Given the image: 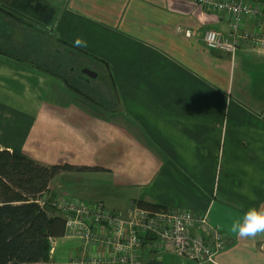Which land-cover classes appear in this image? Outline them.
<instances>
[{
  "label": "crops",
  "instance_id": "obj_1",
  "mask_svg": "<svg viewBox=\"0 0 264 264\" xmlns=\"http://www.w3.org/2000/svg\"><path fill=\"white\" fill-rule=\"evenodd\" d=\"M44 1L57 11L56 36L86 42L78 48L88 58L78 56L88 60L91 75L81 89L90 98L67 95L61 81L59 97L46 98L59 78L0 55V149L20 150L52 174L47 195L107 201L116 212L132 199L209 209L225 245L205 264H264V235L228 231L249 208H264V49L207 47L201 30L229 36V20L194 0ZM9 6L0 4L12 12ZM0 12V44L13 41L29 52L12 35L26 39L28 29ZM243 26L261 30L249 18ZM66 164L88 169H62ZM87 175L101 184L86 190ZM50 247L47 261L20 264H130L90 262L102 251L84 250L75 237H56ZM137 264L196 263L144 246Z\"/></svg>",
  "mask_w": 264,
  "mask_h": 264
},
{
  "label": "built area",
  "instance_id": "obj_2",
  "mask_svg": "<svg viewBox=\"0 0 264 264\" xmlns=\"http://www.w3.org/2000/svg\"><path fill=\"white\" fill-rule=\"evenodd\" d=\"M209 11L224 14L229 20V36L212 27L201 30L199 38L209 48L233 54L239 46L264 49V3L252 0H194ZM252 19L257 29H245L243 20ZM180 31V28H178ZM189 31L186 35H190ZM46 200L42 193L40 205ZM52 206L65 218L64 236L79 238L84 250L98 247L90 262H127L137 264L144 246L166 250L182 262H213L224 248L225 235L212 224L209 209L195 213L183 209H152L130 200L125 212L112 211L102 201L91 202L68 195L55 196ZM154 234L155 238L148 237Z\"/></svg>",
  "mask_w": 264,
  "mask_h": 264
},
{
  "label": "trees",
  "instance_id": "obj_3",
  "mask_svg": "<svg viewBox=\"0 0 264 264\" xmlns=\"http://www.w3.org/2000/svg\"><path fill=\"white\" fill-rule=\"evenodd\" d=\"M10 5L12 12L3 8L0 11L11 22L23 24L28 29L31 36L26 38L27 41L22 38L26 42V45L22 43V47L26 46L29 52L10 41L16 45L15 50L19 49V54L10 51V46L0 44V55L59 78L74 92L90 98L80 84L81 80L89 81L88 74L91 75L88 60L78 56L86 52L51 31L57 14L54 6L44 0H10ZM20 56L25 61L19 59ZM78 58L81 61H76ZM71 72L77 73V76L71 78ZM113 89L117 93L115 84ZM61 168L88 169L68 164ZM51 179L52 174L35 166L26 153L16 149H0V264L47 261L52 240L64 236L65 218L51 204L56 195L46 194ZM42 193H45L46 200L40 205L38 200ZM138 202L144 207L165 209L155 204Z\"/></svg>",
  "mask_w": 264,
  "mask_h": 264
},
{
  "label": "clouds",
  "instance_id": "obj_4",
  "mask_svg": "<svg viewBox=\"0 0 264 264\" xmlns=\"http://www.w3.org/2000/svg\"><path fill=\"white\" fill-rule=\"evenodd\" d=\"M74 44L77 47L87 46L86 42L81 38H76ZM228 231L244 239L255 238L258 235H264V208H249L243 214L241 219L234 220L228 226Z\"/></svg>",
  "mask_w": 264,
  "mask_h": 264
},
{
  "label": "rangeland",
  "instance_id": "obj_5",
  "mask_svg": "<svg viewBox=\"0 0 264 264\" xmlns=\"http://www.w3.org/2000/svg\"><path fill=\"white\" fill-rule=\"evenodd\" d=\"M8 0H3V2L4 3H2V1L0 0V4H10V2H7ZM9 7H11V5L9 6ZM0 14H1V12H0ZM4 15V14H3ZM4 18H7L6 17V14H5V17ZM7 19H9V18H7ZM11 22V20L9 19V23ZM2 23L4 24V25H7V20L6 19H4L3 21H2ZM17 23V22H16ZM10 24H15V22H11ZM19 24V23H18ZM6 30V29H5ZM3 36H5V34L3 33L2 34ZM13 35V37L16 39V38H18L20 41H24L22 38H24V35L20 32L19 34L18 33H13L12 34ZM27 38L29 39V37L27 36ZM26 40V39H25ZM27 41V40H26ZM19 45V44H18ZM1 47V46H0ZM10 51H12V52H17V53H15V54H19V49H17V50H15V48H16V45L14 44V43H12L11 45H10ZM5 58H7V57H5ZM19 59H21V60H23V61H25L24 60V58L23 57H18ZM8 59V58H7ZM10 60V59H9ZM76 61H81L80 60V58H78ZM12 62H15V61H12ZM16 64H18V65H21V64H23V62H15ZM70 74V73H69ZM77 76V73H74V72H71V74H70V77L71 78H74V77H76ZM81 80V79H80ZM61 80H59V81H54V83L52 84V91L50 92V94L48 93V94H46V98H49V97H51V98H56V97H59V94H60V89H61V82H63V81H61ZM80 84H82V83H80ZM80 84H77L78 86L80 85ZM65 85V87H63L64 88V90H65V92H66V94L67 95H72L73 93L74 94H76V95H78L77 93H75L73 90H71V87H69V86H67L66 84H64ZM18 87H19V85H18ZM18 87H16V90L19 92V88ZM68 89H70V91L68 90ZM119 104H117L116 105V110L119 108V110H120V105L118 106ZM105 109V108H104ZM118 110V111H119ZM93 175H87V176H84V177H82L83 179H84V183H88V186H85V185H83L84 187H86V190H88V187H89V185H94V184H101V179L100 178H98V177H95V176H93ZM91 177V180H88V178H90ZM87 192V191H86ZM87 193H89V191L87 192ZM85 195V194H84ZM57 196H60V195H57ZM76 198V197H75ZM85 198V197H84ZM86 201H91V202H97V201H99L98 199H93V200H90V199H87ZM101 201V200H100ZM130 202V201H129ZM105 207L106 208H108V209H111V208H109V203L107 202V201H105ZM121 206H123V204H121ZM128 206H129V204L127 205V208H128Z\"/></svg>",
  "mask_w": 264,
  "mask_h": 264
},
{
  "label": "water",
  "instance_id": "obj_6",
  "mask_svg": "<svg viewBox=\"0 0 264 264\" xmlns=\"http://www.w3.org/2000/svg\"><path fill=\"white\" fill-rule=\"evenodd\" d=\"M148 237L155 238V235L154 234H149Z\"/></svg>",
  "mask_w": 264,
  "mask_h": 264
}]
</instances>
